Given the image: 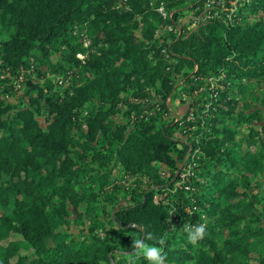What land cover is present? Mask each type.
Here are the masks:
<instances>
[{"label":"trees","instance_id":"trees-1","mask_svg":"<svg viewBox=\"0 0 264 264\" xmlns=\"http://www.w3.org/2000/svg\"><path fill=\"white\" fill-rule=\"evenodd\" d=\"M161 1L165 18L157 11ZM185 1L0 0V33L5 34L0 40V75L16 78L30 67L39 75V67L48 66L50 57L62 47L67 63L79 66L75 55L87 49L74 44L72 38L76 27L85 23L93 29V44H108L107 50L88 54L80 65L81 79L64 88L61 95L38 89L33 96L30 89L37 87L28 81V105H6L0 98V172L5 176L0 181V264H149L134 247L125 255L118 243L107 235H92V229L91 235L78 242L62 231L69 222V207L75 209L81 201L86 202L82 212L89 215L92 228L97 216H102L115 227L119 238L134 232L136 239L162 250L164 264H231L224 249L229 253L248 251L250 239L262 234L261 225L224 232L231 212L227 222L219 215L211 218L222 203L238 210L236 216L240 211L242 216L261 220L264 214V189L247 175L233 173L238 160L229 145L236 134L229 125L237 114L236 92L246 89L253 79L264 78V19L247 23L242 12L264 15V0H243L231 18L225 12L211 14L197 30L160 42L159 25L171 24L169 35L174 37V22ZM163 48L166 54H179V60L194 69V78L210 74L219 86L215 102L201 99L200 104L198 99L191 103L192 109L187 111L192 118L183 119L180 128V120L164 122L162 112L167 109H156L157 102L144 99L136 89L138 84L133 88L135 101L128 103L130 109L123 111L111 103L124 88L115 79L123 67H128V77L145 71L154 61L147 59V53L155 50L159 54ZM56 65L60 67V62ZM172 88V82L165 79L158 92L166 99ZM88 104L91 109L82 115ZM117 111L129 123L111 119ZM244 114L239 113V118L248 127L249 140L264 137V122L255 125L263 121L264 109ZM38 116L45 117V127ZM75 128L80 129L81 140L75 138ZM177 129L190 136L191 142L174 137ZM94 144L106 145L108 150H93L87 162L84 155ZM76 146L81 151L73 149L72 155ZM262 147L264 142H257L254 154ZM114 159L122 165L121 177H113L111 170L102 171ZM190 162L196 165L183 179L179 163L186 167ZM253 162H259L256 155ZM158 163L167 166L169 177L161 174ZM130 179L145 185L139 199L111 209L91 206L107 185L120 181L124 186ZM88 184L98 189L87 188ZM200 225L205 234L190 242L188 229L194 231ZM219 237L223 248L217 246ZM21 248L30 251L20 254Z\"/></svg>","mask_w":264,"mask_h":264},{"label":"rangeland","instance_id":"rangeland-1","mask_svg":"<svg viewBox=\"0 0 264 264\" xmlns=\"http://www.w3.org/2000/svg\"><path fill=\"white\" fill-rule=\"evenodd\" d=\"M242 1L243 0H186L185 3L187 4L183 7L181 15H179V17L174 22V37L169 35L171 24L167 23L164 26L161 24L156 30V33L161 36L159 41L163 42L165 37L167 39H172L176 36L178 38V35L185 36L190 33L191 30H197L200 24L211 19L209 15L214 14V11L216 12L217 9L221 12L227 13V19H229L231 18L232 12L238 10ZM153 3L154 2L152 1L151 4L153 5ZM165 10L166 9L163 5V1H161L158 5L157 11L161 12V15H164ZM242 14L244 15L242 19L247 23H253L260 18L264 19V15H261L260 12L255 14L251 13L250 10H244ZM137 29L139 31L140 28ZM92 31L93 29L90 28L87 23H85L77 26L75 32H73V43H81L82 47L87 49L85 52H78L75 55V57L80 60V65L85 63L89 53L95 54L97 49L107 50L108 48V44L103 43L102 41L98 42L97 44L92 43ZM137 34H139V32H137ZM4 37L5 34L0 33V40ZM62 48L50 57V64H48V66L42 65L39 67V75L33 67L21 70L16 78L9 74L0 75V98L3 100L4 104L15 105L18 107L22 105H28V103H30V98L27 92L31 86L29 83H27L28 81H32V85L37 87L30 89L32 90L33 96L38 93V89H41L43 93L50 91L61 95L64 88L78 83L82 76L80 65L75 66L71 63L68 64L64 56L66 51ZM164 53L165 48H163L159 54H155V50L147 53V59H153L154 61L151 62V64H148L147 70H140L136 73L132 72L130 77L127 76L129 71L128 67H123V72L115 79L121 82V84L124 85V88L120 90L118 99L112 98L111 103H115V106L119 109H122L123 111L130 109L128 107V103L135 101L133 92L136 89H139L141 90L140 92L144 99L147 101L154 100V102H157L155 107L156 109H167L166 111L162 112V119L165 123H168L171 120H180V128V125L183 124V119L184 121H188L192 118V113H188L187 111L188 109H192L190 106L191 103H194L198 99H200V104L201 99L206 102L210 100L215 102L218 99L216 89L219 86L216 82V78L210 74L208 77L200 76L198 78H194L191 74V71L194 69L188 67L184 62H182V59L179 60V54L169 55L165 53V56L163 55L164 57H161L160 54ZM57 62H60V67H57ZM53 66H55V68H53ZM155 69H159L158 72L155 73ZM165 79L172 82L173 88L171 90V95L166 99H163L158 91L161 89V82H163ZM137 84L139 85L138 88L136 87V89H133ZM8 90H10V92H8ZM106 97L107 99H111V96L109 95ZM235 97L237 99V114L234 116L235 121L231 122L229 125L232 127V130L236 132V134H234V142L230 143L229 145L234 149L233 157L238 160V165L233 168L232 171L238 176L241 174L247 175L251 182H258L260 184V188L264 189V148H260L256 154L253 152L257 146V142H264V137H257L255 141L249 140L251 136L248 134V127H246L244 122L239 118V113L248 114L254 109H264V78L260 80L253 79L252 81L248 82L246 89H244L242 92H236ZM40 102L41 104H44L43 98L40 100ZM98 105L101 104L97 102V106ZM208 105L209 104L206 103V107H208ZM91 106V104H88L84 108L82 115H86L88 110L91 109ZM106 107H109V104L104 106L103 109H106ZM145 112L146 111L142 112V114H145ZM110 118L129 123V119L122 116L121 112L118 111L110 115ZM37 120L43 127L47 125L44 116H38ZM263 122L264 119L263 121L261 120L260 122H257L255 125H262ZM81 129L83 131L85 130V126L83 124H81ZM74 132L75 138L81 140L82 138L79 134L81 132L80 129L75 128ZM174 137L182 141L189 143L191 142L190 136H186L185 133L180 132L179 129H177L174 133ZM100 145L101 144L92 145L93 149L84 155V160L87 162L91 161V155L95 149L101 150L102 153H106L108 147L106 145L101 147ZM80 148V146L72 148V155H74L73 149L81 151ZM254 155H256L259 160L257 165H253L254 162L251 163L252 156ZM91 163L93 166L96 165L95 162ZM108 165H104L102 171L111 170L110 172L113 177H121L120 174L122 171V165L116 159H114ZM194 165H196L195 162H190L185 167L179 163V168L182 171L181 177L183 179L192 174L191 167ZM157 167L165 178L169 177L170 171L166 165L158 163ZM4 178L5 176L0 172V181ZM136 179L140 178L137 177ZM133 181L134 179L128 180L123 184L124 186H121L122 184H120V181L118 183L116 182L107 185L104 189L105 192H101L95 201L92 200L91 206H93L95 210L96 208L100 209L102 205L105 206L106 209H111L113 206H123L133 203L141 197V192L145 186L142 184H136L137 182L134 183ZM179 183L180 182H177L176 185ZM93 185L94 186L92 187L88 184L87 188L97 190V186L95 184ZM254 191L256 190L254 189L253 192ZM95 193L97 192L95 191ZM109 197L111 198V201L108 199ZM85 205L86 202L81 201L75 209L74 207L70 206L69 222L66 224V226H62L60 229L68 234L69 237L73 238L75 242L80 241L83 237L89 235L91 232L92 235L95 234L105 237L107 235L112 242H116L118 245H120V252H123L125 255H130L133 252V241L137 238L135 233H128L125 237L119 238V236H117L115 227H113L106 219H103L102 216H97V221L92 228V225L89 224V215H85L82 212ZM219 209V212L211 218L212 220H214V218L219 215L223 217V219H226L227 222L229 220L228 214L230 212L234 213L231 217V221L227 222L228 225L222 227V229L225 227L224 232L226 231L227 233H230L228 228L243 230L246 227L254 229L258 225H261L260 230L262 231V234L250 239L248 251H235L233 253H229L226 252L227 249H224L228 257H231L232 259L230 263L264 264V214L261 215V220H256L255 216L252 215L250 216L244 214L242 216L240 211V216H236L238 210H236L234 207L227 208L223 203L221 206L219 205ZM225 209L226 214H223ZM1 210L2 206L0 204V212ZM80 212L82 213V216L78 215ZM91 229L92 231L90 232ZM13 238L15 239L16 237ZM217 241V246L219 248H223L224 241L222 237H219ZM48 243L50 246L53 245L52 240H49ZM29 251L30 250L26 248H21L19 253L26 254ZM111 258L113 263H115V261L118 259L115 257V254L111 255Z\"/></svg>","mask_w":264,"mask_h":264},{"label":"clouds","instance_id":"clouds-1","mask_svg":"<svg viewBox=\"0 0 264 264\" xmlns=\"http://www.w3.org/2000/svg\"><path fill=\"white\" fill-rule=\"evenodd\" d=\"M204 234L205 227L203 225L196 227L194 231L191 228L188 229V239L190 242L197 241ZM133 247L139 255H142L149 261V264H164L165 256L159 247L150 245L142 239H135L133 241Z\"/></svg>","mask_w":264,"mask_h":264},{"label":"built area","instance_id":"built-area-1","mask_svg":"<svg viewBox=\"0 0 264 264\" xmlns=\"http://www.w3.org/2000/svg\"><path fill=\"white\" fill-rule=\"evenodd\" d=\"M162 8V7H161ZM164 10V9H163ZM161 11H162V9H161ZM221 11H219L218 9H217V11L215 12L214 11V14L213 15H217V16H219V13H220ZM167 15V13L165 12V14L164 15H162L163 17H165ZM213 15H209L210 17L211 16H213ZM168 16H171V13H168Z\"/></svg>","mask_w":264,"mask_h":264}]
</instances>
